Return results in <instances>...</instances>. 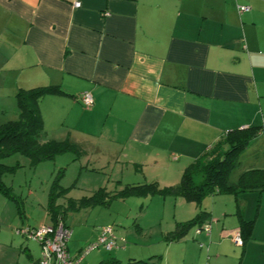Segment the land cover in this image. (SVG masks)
Wrapping results in <instances>:
<instances>
[{
  "label": "crops",
  "instance_id": "obj_1",
  "mask_svg": "<svg viewBox=\"0 0 264 264\" xmlns=\"http://www.w3.org/2000/svg\"><path fill=\"white\" fill-rule=\"evenodd\" d=\"M48 85L63 93L39 101L47 139L90 149L96 162L107 163L97 162L101 168L115 160L145 180L150 173L159 187L175 186L227 131L264 128V0H0V125L18 116L17 89ZM84 92L93 97L91 107L77 98ZM53 132L59 137L51 138ZM148 196L111 197L103 205ZM158 196L157 203L173 206L174 224L165 235L198 212L182 197ZM200 209L207 214L200 226L209 222L210 233H196L195 225L200 244L183 242L185 252L206 246L209 264H230V258L264 264V191L208 195ZM46 215L48 222L23 224L53 223L47 207ZM113 216L91 225L85 217L73 229L63 219L71 230L69 255L97 238L95 224ZM242 220L253 222L252 231L237 246L231 236ZM1 222L0 264H37L38 243L20 239L15 218ZM183 238L164 242V264L169 243ZM130 250L120 245L115 255L141 260ZM104 259L97 250L78 264Z\"/></svg>",
  "mask_w": 264,
  "mask_h": 264
},
{
  "label": "rangeland",
  "instance_id": "obj_2",
  "mask_svg": "<svg viewBox=\"0 0 264 264\" xmlns=\"http://www.w3.org/2000/svg\"><path fill=\"white\" fill-rule=\"evenodd\" d=\"M262 129L264 128L261 127V133L258 139L249 142L240 152L239 166L236 167L230 176L232 181L245 170L264 169V130ZM50 137L57 138L59 136H57L56 132H53L50 134ZM93 156L94 153L90 149L77 146L76 151L69 150L57 154L52 160L42 161L35 167L29 166L27 158L19 154H14L3 159V162L8 165H13L17 161L22 165L14 174L3 177L4 183L11 186L12 192L18 196L21 212L18 213L17 206L12 200L0 194V226L1 221L9 220L10 218H15L21 226H25L23 223H28L29 225L35 224L41 219L48 222L50 219L46 215V205L54 181H58L61 187L68 189L66 197L78 199L83 195L92 194L99 188H104L108 195H112L123 189L125 184L141 185L149 183L151 181L150 179H152L149 172L145 180L141 172H138V170L134 171L132 167L118 164L115 160L110 161V166L101 168L97 165V162L101 161L103 163L102 165H107V163L103 159L97 160L96 162L92 158ZM117 181H120L124 185L117 186ZM129 198L125 201L109 200L108 204H110L106 206L102 204L103 206L100 205V207L94 208L89 207L80 210L67 209L63 218L64 222L68 223L73 229V221L83 222L85 217H87L90 221L88 224L91 225V219L97 217L96 220L99 222L105 218V215L109 217L113 213L114 216H117V219L114 220L113 216V218L108 219V223L113 226L114 234L119 239L118 246L130 247V255L139 257L137 259L149 261V263L154 262V264H164L161 251L167 246L164 245L166 241L164 236L165 232L172 229L174 224L172 204L168 205L167 203L165 207L162 203H157V200L161 198L158 195H149L145 198ZM61 201V198L58 199V202ZM189 206L196 208L194 203H189ZM46 224L52 223L49 222ZM95 225H98L96 227H98L99 233L103 225L100 227V224ZM194 229L195 225L188 230L181 241L169 243L171 244V248L169 249V253L171 254L166 258V261L168 260L167 264H183L184 257L187 258L186 264H209L208 258L211 256V253L206 249V246H203L201 251L198 247L195 250L184 251L183 242L189 241L196 245L199 243V240L194 234ZM117 232L120 233L119 236L116 234ZM20 239H22V236ZM25 239L22 240L26 241ZM96 239L90 242H95ZM122 239L124 241H120ZM90 242L82 244L83 249ZM97 250L104 251L105 258L113 256L119 258L123 263L131 259L124 254H118L117 257L115 255L119 253L117 249L108 251L103 245H99L97 248L90 250L89 253ZM150 255L152 256L150 257ZM198 256L200 258L199 260ZM229 260L231 264V258ZM233 261L234 264H238L237 259L232 258V263Z\"/></svg>",
  "mask_w": 264,
  "mask_h": 264
},
{
  "label": "trees",
  "instance_id": "obj_3",
  "mask_svg": "<svg viewBox=\"0 0 264 264\" xmlns=\"http://www.w3.org/2000/svg\"><path fill=\"white\" fill-rule=\"evenodd\" d=\"M63 91L57 85L19 88L15 93L18 116L0 125V194L12 200L20 213V200L12 192V187L6 185L3 177L14 174L22 165L17 161L13 165L3 162V159L19 154L28 160V165L35 167L42 161L52 160L57 154L75 150L77 143L70 139L56 141L46 138L43 120L39 109L40 99L49 94H61ZM83 105V104H82ZM261 126L235 128L227 131L203 158L195 160L183 171L180 181L175 186L159 187L153 181L144 184H126L123 189L113 195H108L104 188H99L90 195L79 199L66 197L67 188L54 181L48 196L47 211L51 220H63L67 209L80 210L88 206L105 204L109 198L126 196H161L182 197L187 202H193L198 207L195 216L187 221L178 222L175 230L165 235L167 241H175L186 235L193 225L200 226L206 222L207 214L200 209L201 201L208 195L240 192L264 191V169H248L231 180L232 172L239 166L240 152L258 137ZM223 148H225L223 150ZM61 172V171H60ZM62 199L58 203V199ZM252 221H241L240 235L244 243L252 231ZM111 251V250H110ZM99 264H151L143 260H128L121 262L115 257H108Z\"/></svg>",
  "mask_w": 264,
  "mask_h": 264
},
{
  "label": "built area",
  "instance_id": "obj_4",
  "mask_svg": "<svg viewBox=\"0 0 264 264\" xmlns=\"http://www.w3.org/2000/svg\"><path fill=\"white\" fill-rule=\"evenodd\" d=\"M79 6V3H74ZM247 6H238V11H247ZM84 107H91L93 97L89 92H84L77 97ZM203 231L205 234L210 233V223L207 222L196 228L195 232ZM15 232L22 237L34 240L38 243L40 255L37 264H78L82 258L92 249L103 245L108 251L118 249L120 246L119 239L115 236L113 226L111 224L103 225L98 233L95 242H90L75 256L68 253V242L71 237V230L64 224L63 220H57L52 224H39L37 226H20ZM231 239L237 246H242L243 241L239 231H236ZM120 241H124L123 239Z\"/></svg>",
  "mask_w": 264,
  "mask_h": 264
}]
</instances>
